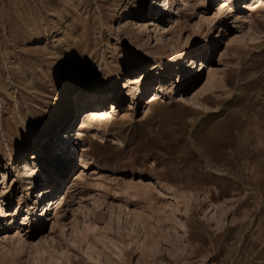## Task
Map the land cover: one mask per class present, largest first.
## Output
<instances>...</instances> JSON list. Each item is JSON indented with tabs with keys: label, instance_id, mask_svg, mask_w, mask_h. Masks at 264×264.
Returning <instances> with one entry per match:
<instances>
[{
	"label": "rangeland",
	"instance_id": "1",
	"mask_svg": "<svg viewBox=\"0 0 264 264\" xmlns=\"http://www.w3.org/2000/svg\"><path fill=\"white\" fill-rule=\"evenodd\" d=\"M154 1L0 0V264H264V0L215 26L219 0ZM181 52L197 64L176 86ZM150 64L169 93L124 88L78 133L98 72L108 104ZM75 148L50 208V173L24 165Z\"/></svg>",
	"mask_w": 264,
	"mask_h": 264
},
{
	"label": "bare ground",
	"instance_id": "2",
	"mask_svg": "<svg viewBox=\"0 0 264 264\" xmlns=\"http://www.w3.org/2000/svg\"><path fill=\"white\" fill-rule=\"evenodd\" d=\"M170 1L171 2H174L175 0H169V2ZM182 1L185 2V0H182ZM259 2H261V0H250L248 3L243 4V8H245L246 11L248 13H250L253 9H255V7H257V5L259 4ZM156 4H157V0H155L152 5H156ZM148 5H149V3H148ZM262 6H264V3H263ZM238 9H239V5H238L237 0H219L218 3H217V8L214 11V13L212 15L208 16V22L211 23L210 25L215 26L216 25L215 23H216V21H217L218 18H220L223 15H225L227 13H230L232 11L234 13L233 16L235 18H239L240 16H239V13H238ZM140 11L143 13V9H140ZM201 17L204 18L203 15ZM242 18H243V16H242ZM143 20H146V21H143V22H147L148 25L149 24L150 25L152 24L150 18L149 19H143ZM168 22H169L168 24L170 26V25H172V22H174V19L170 17L169 20H168ZM216 35L217 34L213 33L211 36H215L216 37ZM209 41H210V39H209ZM209 46H211V45H209ZM202 54L205 57L208 55L206 49H202ZM193 57H194L193 56V53H191L190 56H189V58H190V64L184 63V61H183L184 60V54H183V52L177 54V56L175 57V59H177L178 70H179V73H178V76H177L178 80L176 82V86H181L182 84H184L185 83L184 79H185V77H188L189 69L191 70V68H195L196 67V66H193L194 64H197V62L195 61V58H193ZM153 66H154V64H150L148 68H146L145 70H143V72H140L137 75H136L135 72H130L129 73V76L126 78L127 81H125L124 83H121L119 81L120 80V79H118L119 75H117L116 81H114L113 84H112V86L110 88H108V91L112 92V94H111L112 100L108 104L107 103H104L101 99H99L100 97L97 96L96 93H95V92L100 91L101 88H104V84L102 83V80H101V73L98 72L96 74L95 78L93 79V81L92 82L90 81L85 86V87H88V90L91 92L92 97L94 96V98H95L94 102L95 103H92L91 105L84 107V109L82 111V114L83 115L80 114V116H82V119L80 117L78 118V120L80 122V125H79V128H78V133L81 131L82 128H85V127H88V126H90L92 128H94V127L95 128H98L100 126V124H101L100 122L103 119L111 116L112 113H113V111H116L117 105H114L115 104L114 100L118 97V93H119L120 90L129 87V89L131 90V93L133 95L138 96L139 93H140V90L142 89V85H144L145 83L146 84H150V83H147V82L149 80H151V78H149V77L153 73V71H155V69L157 70V68L161 67V66H157V67H153ZM211 72H212L211 70H208V75L210 74L209 76H212V78H214L213 75H211L212 74ZM145 79H147V80L145 81ZM172 84H173V82H170L169 85H166L165 86L163 84V81H160V80H158L155 83H152V85L150 84L149 86H151V88L147 92V94H148L147 97L151 96L150 99H152L153 97H155L158 94L159 91L162 92V93H169V91L172 90V88H173ZM145 89H147V86H146ZM94 93H95V95H93ZM198 93H200V92L198 91ZM204 98H206V97H204ZM146 109H147V107H146ZM63 116H64V114H63ZM63 119H64L63 117H60L59 120H57L58 122H56L57 124L55 125V127L58 124H60V122L63 121ZM49 124L50 123L46 124V126L44 128V134L43 135H44L45 139L47 140V143L45 145H47V144H49L51 142L52 135L53 136L56 135L55 132H54V130L50 128V125ZM94 124H95V126H94ZM88 131L90 132V135H91V133H92V135H95V136L97 135L98 137H102V135H103L102 134L103 131L101 129H100V131H102V133H99L97 131L94 132V131H92V129L91 130H88ZM28 135H29V137L26 139L25 143L23 144V148H25V146L30 142L29 139L32 142H34V144H38V140H37L38 139V135L36 134V132L30 131V132H28ZM72 138H74V137H72ZM76 149L77 148H75L71 153H69L70 154L68 156L69 161H68V159L66 160L65 153H63V152L61 153L60 151H58V154H56V156H58V158H59V160H58L59 163L58 164L56 162V164L51 165V163L54 162L55 160H54V157L51 156V154H50V155H47L46 156V162H45V164L42 167H39V166L37 167V165L30 166L26 162L25 165H24V168H25L24 170H25L26 174L29 173V174H33V175H36V174H38L39 171L43 170V172L50 173V176L48 175L49 178L50 177L51 178L52 177L54 178V173H56V174L58 173L61 176V173H59V171L61 172L60 166L64 162H70V160H72V158H74V156H77V150ZM80 157H81L80 160L82 162L83 167H86L87 160L85 158H83L82 155H80ZM53 178L48 181L50 183L51 182L54 183V187L52 188V190L49 193L53 192L54 195L56 194V199L50 198L47 201L49 202L48 204H50V208H51V206L53 204H56V203H57L56 206L58 208V206L63 201L62 198H64V197H60V195L57 196V193H58L57 190L60 187V185H59V182H57V179L58 178L57 179H53ZM163 186L166 187L165 184ZM124 188L126 189V191L128 189L129 190H132L134 193L135 192H140V191L142 192L145 189H146L145 190L146 193L148 192L147 191L148 188H146L145 186H143V184H138V185L126 184V185H124ZM42 190H44V189H42ZM25 208H26L27 214H28V212L30 211L29 208H28V206L25 205ZM47 209L45 211H47ZM134 215H135V213H134Z\"/></svg>",
	"mask_w": 264,
	"mask_h": 264
}]
</instances>
